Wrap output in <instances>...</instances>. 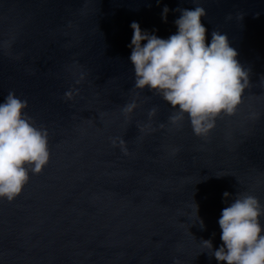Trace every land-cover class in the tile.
Returning a JSON list of instances; mask_svg holds the SVG:
<instances>
[{
	"label": "water",
	"instance_id": "95a60500",
	"mask_svg": "<svg viewBox=\"0 0 264 264\" xmlns=\"http://www.w3.org/2000/svg\"><path fill=\"white\" fill-rule=\"evenodd\" d=\"M196 6L206 43L226 34L250 84L203 137L134 89L129 59L132 22L167 39L175 10ZM9 91L47 131L49 160L0 198V264H226L201 241L222 246L237 193L264 205V0H0V103Z\"/></svg>",
	"mask_w": 264,
	"mask_h": 264
},
{
	"label": "clouds",
	"instance_id": "9594fccd",
	"mask_svg": "<svg viewBox=\"0 0 264 264\" xmlns=\"http://www.w3.org/2000/svg\"><path fill=\"white\" fill-rule=\"evenodd\" d=\"M168 11L167 6L162 10L164 22ZM175 11L181 12L174 21L177 32L167 39L142 31L135 21L130 24L134 89L147 87L159 94L176 110L169 117L170 123L177 124L187 114L193 134L203 137L222 113L230 116L235 112L250 86L249 70L237 61V52L229 46L226 34L213 31L211 42L206 43V28L201 22L206 16L203 7ZM142 41H146L143 46ZM26 107L27 101L12 91L0 103V198L9 202L27 184L29 171L40 173L49 160L47 131L34 126L24 112ZM134 107V103L126 105L124 111L131 112ZM155 113L153 108L149 116ZM119 142L123 146L124 141ZM229 195L223 194L225 198ZM261 216L264 205L257 197L237 193L218 221L222 246L213 251L211 240H202V247L211 251L218 262L264 264Z\"/></svg>",
	"mask_w": 264,
	"mask_h": 264
}]
</instances>
